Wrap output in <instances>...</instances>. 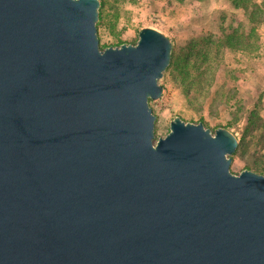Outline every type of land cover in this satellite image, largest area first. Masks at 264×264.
I'll list each match as a JSON object with an SVG mask.
<instances>
[{"label":"water","instance_id":"water-1","mask_svg":"<svg viewBox=\"0 0 264 264\" xmlns=\"http://www.w3.org/2000/svg\"><path fill=\"white\" fill-rule=\"evenodd\" d=\"M99 0H0V264H264V174L148 100L168 36L100 49Z\"/></svg>","mask_w":264,"mask_h":264},{"label":"rangeland","instance_id":"rangeland-1","mask_svg":"<svg viewBox=\"0 0 264 264\" xmlns=\"http://www.w3.org/2000/svg\"><path fill=\"white\" fill-rule=\"evenodd\" d=\"M143 27L155 28L168 36L171 52L178 55L180 52L192 54L194 50L209 51L232 28L247 31L249 24L247 12L235 7L231 0H122L117 4L106 0L103 18L99 21L98 15L96 21L99 47L135 44ZM257 32L259 48L256 51L224 46L220 49L218 64L210 58L198 61L200 66L193 71L194 76L196 72L199 77V73L214 76L213 84L204 87L202 92L192 90L188 98L172 76L165 75L158 80L163 86L161 96L148 100L155 115L154 142L169 132L170 120L175 116L185 122H202L211 133L217 127H225L238 142L251 110L256 107L264 120L263 27ZM193 97L196 101H191ZM248 138L245 136L241 150L237 145L231 154L229 171L234 174L244 169L254 171V162L264 159V147H259L255 136L253 140Z\"/></svg>","mask_w":264,"mask_h":264},{"label":"trees","instance_id":"trees-1","mask_svg":"<svg viewBox=\"0 0 264 264\" xmlns=\"http://www.w3.org/2000/svg\"><path fill=\"white\" fill-rule=\"evenodd\" d=\"M122 0H114V2L120 3ZM235 7L242 8L247 12V20L249 29L247 31L237 28H232L230 34H224L223 38L218 41L219 44L213 45L209 51L194 50L192 54L189 52L179 53L178 55L171 52V58L168 66L163 72L165 75L172 76L173 79L181 87L182 93L189 98L192 90L202 92L204 87H210L213 84L214 76L212 74L205 77L198 72L197 76H194L193 71L197 70L200 66L199 60H207L210 58L214 64H218L221 59L222 47L227 46L235 50L253 52L259 48V34L258 28L264 29V0H231ZM100 7L98 10L99 21L103 18V9L106 4V0H99ZM196 77V78H195ZM191 101H196V98H192ZM255 138L259 147H264V120L259 114V110L255 107L249 112L246 118V123L242 132V139L238 142V150H241L245 144V136ZM248 138V139H249ZM248 141V140H247ZM254 171L264 174V159L254 162Z\"/></svg>","mask_w":264,"mask_h":264}]
</instances>
